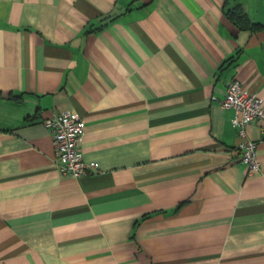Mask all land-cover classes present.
Here are the masks:
<instances>
[{"label": "crops", "instance_id": "obj_1", "mask_svg": "<svg viewBox=\"0 0 264 264\" xmlns=\"http://www.w3.org/2000/svg\"><path fill=\"white\" fill-rule=\"evenodd\" d=\"M239 2L264 25V0H0V264H264V133L248 173L221 104L264 96ZM55 111L97 169L57 167Z\"/></svg>", "mask_w": 264, "mask_h": 264}, {"label": "built area", "instance_id": "obj_2", "mask_svg": "<svg viewBox=\"0 0 264 264\" xmlns=\"http://www.w3.org/2000/svg\"><path fill=\"white\" fill-rule=\"evenodd\" d=\"M221 104L224 108L234 110L232 122L241 137L237 144L240 162L246 165L248 173L259 171L261 165L257 141L248 137L246 127L252 121L259 120L264 133V96L250 91L239 80L233 79L227 85ZM43 123L53 135L55 162L61 172L80 177L99 167L96 161L84 158L81 143L85 123L78 112L55 111Z\"/></svg>", "mask_w": 264, "mask_h": 264}, {"label": "trees", "instance_id": "obj_3", "mask_svg": "<svg viewBox=\"0 0 264 264\" xmlns=\"http://www.w3.org/2000/svg\"><path fill=\"white\" fill-rule=\"evenodd\" d=\"M229 18L234 21L240 29H250V30H261L263 29L264 25L261 22L254 21L250 18L248 13L243 7L242 3H237L234 7L228 8L226 10ZM241 50H238L236 55L232 57V61L235 62L238 59L239 53Z\"/></svg>", "mask_w": 264, "mask_h": 264}]
</instances>
